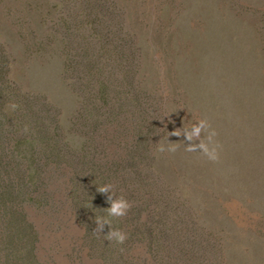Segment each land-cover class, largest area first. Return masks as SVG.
Wrapping results in <instances>:
<instances>
[{
    "label": "rangeland",
    "instance_id": "1",
    "mask_svg": "<svg viewBox=\"0 0 264 264\" xmlns=\"http://www.w3.org/2000/svg\"><path fill=\"white\" fill-rule=\"evenodd\" d=\"M16 103L0 264H264V0H0Z\"/></svg>",
    "mask_w": 264,
    "mask_h": 264
},
{
    "label": "clouds",
    "instance_id": "2",
    "mask_svg": "<svg viewBox=\"0 0 264 264\" xmlns=\"http://www.w3.org/2000/svg\"><path fill=\"white\" fill-rule=\"evenodd\" d=\"M206 121H200L198 125H193L190 130H186L183 133L180 131L174 132L176 136H186L188 141H193L194 138L200 137L202 130L206 126ZM163 150V149H162ZM174 150V149H173ZM112 190L111 185H104L98 188L100 193L108 194ZM109 216L111 217H123L127 215L128 209L131 207L129 202L123 197L117 198L114 194L109 196ZM96 223L98 227L95 229L97 235L103 234L109 241L116 240L118 243L123 244L127 239V234L120 229H112V221L105 217H97ZM110 226L111 231L107 235L104 234L105 227Z\"/></svg>",
    "mask_w": 264,
    "mask_h": 264
},
{
    "label": "trees",
    "instance_id": "3",
    "mask_svg": "<svg viewBox=\"0 0 264 264\" xmlns=\"http://www.w3.org/2000/svg\"><path fill=\"white\" fill-rule=\"evenodd\" d=\"M2 88V87H1ZM5 90L7 93V90L5 89V87H3L1 89V91ZM2 93V92H1ZM5 93V94H6ZM9 99V97H7ZM30 103L28 105V107L26 108H30ZM23 104L21 105V103H16V105L14 106V113H9L7 114L3 119L5 120H1L0 117V140H4V144L7 145L9 143H14L15 140H20L19 136V132H17L18 130H21L18 126V124H16L13 119L15 116H20L21 113L23 112L22 110ZM34 109V108H32ZM1 114V113H0ZM27 114H31L32 117L34 119H40L39 117L36 116L35 114V110H31L30 113ZM35 116V117H34ZM21 127V126H20ZM100 128V125L96 128V130H98ZM19 138V139H18ZM6 158H7V152H5L4 154L0 155V190L4 191L5 193L8 192V190L11 188H14L12 185V183H15V180H12L13 178L16 179V177L14 176V173H16L18 170L13 166V164L6 163ZM44 159L45 156H44ZM42 159V160H44ZM75 161V160H74ZM9 178V179H6ZM11 180V181H10ZM12 182V183H9ZM11 195V194H10ZM12 197V196H11ZM10 201H13L14 204H16L18 201H16V199H10ZM16 206V205H13Z\"/></svg>",
    "mask_w": 264,
    "mask_h": 264
},
{
    "label": "bare ground",
    "instance_id": "4",
    "mask_svg": "<svg viewBox=\"0 0 264 264\" xmlns=\"http://www.w3.org/2000/svg\"><path fill=\"white\" fill-rule=\"evenodd\" d=\"M58 261L62 264H71L70 261L68 259H64L63 256H59L58 255Z\"/></svg>",
    "mask_w": 264,
    "mask_h": 264
}]
</instances>
